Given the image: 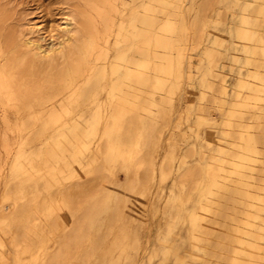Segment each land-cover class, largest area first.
<instances>
[{
    "label": "rangeland",
    "instance_id": "rangeland-1",
    "mask_svg": "<svg viewBox=\"0 0 264 264\" xmlns=\"http://www.w3.org/2000/svg\"><path fill=\"white\" fill-rule=\"evenodd\" d=\"M183 2L184 7L153 2L157 18L162 15V6L179 23L180 13L186 11L187 26L175 29L174 42L192 56L190 73L178 80V87L169 94L170 101L162 103L149 140L138 143L135 160H139V165L125 168L115 161L109 163L110 168L97 171L100 155L96 143L84 139V158L79 164L70 159L65 167V172L76 175L64 178L59 174L58 183L49 179L48 190L41 187L44 191L37 197L36 209L31 210H37V218L32 214L38 222L34 225L29 222L35 218L28 219L29 222L26 218V225L21 220L25 227L16 220V210L32 195V181L25 179L19 164L33 172L27 157L35 168L47 173L43 157L52 140L48 138L51 130L41 129V119L34 121L30 112L47 111L50 106L58 110L61 100L67 103L70 91L51 95L49 101L35 99L39 97L35 95L29 102L30 109L23 102L0 95V264H187L190 259L194 264H230V248L239 235L245 238L243 256L248 259L247 264H264V195L253 197V216L247 218L243 214L246 185L214 186L199 195L196 186L200 182L189 175L196 164L205 172L215 147L209 148L206 143L211 145L218 140L227 144V153L240 155L233 158L241 163L250 186H264V143L253 139L250 150H244L238 138L240 132H248L253 138L264 135V102L254 100L257 102L252 104L254 92L264 77V54L259 51V46L264 45V0ZM141 3L142 0H115V7L107 10L106 22L95 18L98 37L88 58L90 66L97 67L102 62L124 66L125 62L114 53L116 41L128 38L132 45L125 51L126 57L134 61L144 58L134 50L136 45L144 44L133 39L135 32L128 19L133 9H142ZM83 6L84 0H0V49L12 53L10 44L5 43L8 32L17 40L29 37L42 41L41 34H47L51 28V33L58 35L55 28L63 23V17L70 18ZM241 14L249 16L253 23L248 24L254 31L251 41L240 37L237 31ZM70 20L74 27L80 26L77 16ZM78 38L71 35L72 46L78 44ZM241 44H252L253 51L241 50ZM206 49L212 50V61L205 55ZM99 51L102 57L96 56ZM66 56L53 62L35 56L33 74L26 73L31 58L28 56L20 65V74L25 75L29 86L41 85L46 73L61 66ZM2 61L0 51V65ZM104 84L107 87L108 79ZM236 94L242 99L233 105L235 116L230 117L228 108ZM246 95L251 96L250 101L247 99L249 107L244 105ZM229 121L235 126L230 127ZM160 163L165 178L160 177ZM104 178L111 181L103 183L112 194L109 206L106 211L96 212L94 223L81 220L85 225L79 219H84L80 216L86 208L78 206V198L102 195L98 188ZM125 185L130 186V192ZM96 191L101 194L98 196ZM22 192L25 197L20 196ZM121 193L125 197L115 204V196ZM43 200L45 210L40 205ZM204 205L205 211L200 208ZM84 211L86 214L87 209ZM177 211L179 215L173 214ZM31 212L27 214L32 216ZM76 218L82 228H76ZM245 220L250 222L249 226L242 223ZM69 234L72 240H67Z\"/></svg>",
    "mask_w": 264,
    "mask_h": 264
},
{
    "label": "bare ground",
    "instance_id": "bare-ground-1",
    "mask_svg": "<svg viewBox=\"0 0 264 264\" xmlns=\"http://www.w3.org/2000/svg\"><path fill=\"white\" fill-rule=\"evenodd\" d=\"M154 1L155 0H142V9H133L128 18L135 32L133 39H135L137 43L141 42L144 44L139 46L136 45L134 50L145 55L144 58H142L141 61H134L126 57L125 51L129 47L131 48L132 39L128 38L122 41H116L114 55L117 59L125 62L124 66L114 64L108 66L107 62H102L99 66L93 67L90 66L88 62V58L92 56L91 50L93 42L98 37L95 28V18L97 17L101 21L106 22L108 17L107 10L108 8L115 7V0H84L83 9L77 8L76 14L70 17L74 20L77 16L79 27H74L70 18L63 17V23L58 24L59 27L55 28L59 30V34H54V31L51 33V28L50 31L48 30L49 32H47V34L46 32L41 34L40 39L42 41H34L29 37H25L24 40H17L13 37L12 33L8 32L6 34L5 31V43L7 45L10 44L13 50L11 54H8V52L5 53V51L3 52L2 49H0L3 54V61L0 65V95L6 97L10 101L17 100L21 103L23 102L26 105L25 107L30 109L32 105L29 102L34 99L33 97L35 95L39 96L35 99L42 98L49 101L51 95L62 94L64 90L70 91V94L67 96V103L61 100L58 103V110L55 106H50L47 111L38 110L30 112L34 121L41 119V129L51 130L48 138H51L52 141L43 157V163L47 169V173H42L41 168H35L27 157L26 160L32 166L33 172L28 170L26 165L22 163L19 164L21 165L19 167L20 172L23 173L25 179H31L32 181V195L28 200L22 202L15 212L16 220L21 223V226H24L23 223L26 225V218L27 221L28 219L30 221L33 220L32 218L36 217L34 214L37 210L32 213V207H34V210L36 209L37 197L44 191L41 187L48 190L47 181L49 179H55L58 183L59 174L63 175L64 178H71L76 175V173H72V171L65 172V167L67 166V161L70 159L72 161L76 160L79 164V160L84 158V151L87 148L84 139L88 140L89 143H96L100 155V161L96 168L97 171L106 170L108 167L110 168L109 163L115 161L119 162V165L125 168L131 164L136 166L139 165V160H135L138 143L141 141L147 142L149 140L151 133L155 130L156 119L161 111L162 103L170 101L169 94L178 87V80L184 76H188L190 73L192 56L191 52L183 50L181 46L174 42L175 29L178 26H182L183 29L187 26L186 11L180 13L181 21L179 23L173 18L171 13L166 12V8L162 6V15L157 18L154 14ZM158 1L165 7L170 6L171 3H173L175 7L177 5L185 6L183 0ZM175 9L173 11H176ZM248 17L249 16L245 14L240 15L241 24L239 23L237 26V31L240 37L251 41L253 40L251 35H253L254 31L248 27V24L253 23ZM35 31L39 32L40 29ZM71 35H78L80 38H78V44L71 45L69 42ZM47 39L49 40L46 41ZM261 40H263L262 37ZM250 46H252V44H241L240 49L251 52L253 50ZM259 51H262L264 54V45L259 46ZM101 52L102 51H99L96 56L102 57ZM204 53L209 56L212 50L206 49ZM28 56L31 57L29 58L30 64L26 72L29 74H33L32 65L34 64L33 58L35 56H39L41 59H47L48 62H53L59 57L66 56V58L61 66H56L51 72L46 73L43 84L29 86L25 81V75L20 74L19 71L20 65L24 62V58H28ZM155 58L163 61L158 63L154 60ZM209 59L212 61L210 56ZM149 69H151L152 72L148 71ZM105 79H108L107 87L104 84ZM261 82L262 85L256 88L254 92L252 102L254 100H262V102H264V77ZM204 84L212 88L205 80ZM103 90H105V94H102ZM241 97L242 96L239 94H236V100L229 106L230 117L235 116L233 105L239 104V100L242 99ZM249 98H251L250 95L244 97L246 100H249ZM247 101L245 103L242 101V103H244L246 107H249L248 104H250V100ZM228 125L231 127L234 124L229 121ZM243 128H245V126H243ZM238 138L241 141L239 146L244 148V150H250L253 139L254 141L264 143V135L253 138L248 132H245V134L240 132ZM212 145L215 147H213V153L210 155L211 161L207 165L205 172H203V168L198 164L194 165L190 170L189 175L191 178L193 180L198 179L200 182L198 185L199 187L196 186L199 195L208 193L214 186L226 184L237 186L239 184H244L247 187L245 192H243L246 199L244 202L245 210L243 214L247 218L250 217L252 215L253 197L260 198L263 196L264 186L254 188L250 186L242 173L241 163L233 158L235 156L239 157L240 155L233 152L227 153V144L218 140L211 145L206 143V146L209 148H211ZM244 145L246 147H243ZM228 154H230V158H228ZM15 164H17L16 160H14L13 165ZM159 172L161 178L166 177L161 163L159 164ZM104 181L111 182L105 178L102 180L100 184L101 188H98L101 189L100 192L102 195L99 196L98 194L100 192H95L99 197L92 198V196H90L91 199L85 200L78 198L81 200L78 206L81 209L82 207L87 209L85 214L84 210L86 209L83 208L84 215L80 216L81 218L85 216L87 219L85 217L84 219H79L78 217L80 221L86 220L88 222V220H90L89 223H94L92 221L96 212L107 210L109 206L108 202L112 194L104 187ZM125 188H127V192H130L129 185H125ZM20 196L25 197L24 192H22ZM117 196H115V204L125 197L122 193L119 197ZM45 202L46 201L43 200V202L40 203V205H42V210H45ZM200 208L204 211L206 210L205 205ZM27 212H31V215L33 214L35 217L33 215L30 216V214L28 215ZM173 214L179 215V212L177 211ZM28 216H30V218H28ZM35 219V223L33 221L28 222L33 225L37 224V219L36 221ZM21 220H24V222L22 223ZM77 220L76 224L79 225L80 222ZM82 221L81 223H84ZM242 223L244 225H250L248 220L242 221ZM78 225H75L77 229H79V227L82 228V225ZM76 228H74V230L79 231ZM239 232L240 234L245 233L244 231ZM69 235L70 237L67 238V240L71 239V234ZM245 246V238L242 235L237 236L230 248L228 258L230 264L248 263V259L245 260L243 256ZM187 264H194V261L190 259L187 261Z\"/></svg>",
    "mask_w": 264,
    "mask_h": 264
}]
</instances>
